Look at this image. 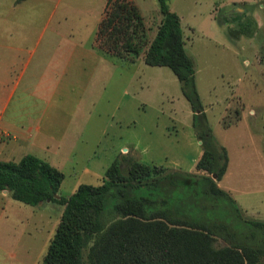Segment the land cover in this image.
Segmentation results:
<instances>
[{"label":"rangeland","instance_id":"1","mask_svg":"<svg viewBox=\"0 0 264 264\" xmlns=\"http://www.w3.org/2000/svg\"><path fill=\"white\" fill-rule=\"evenodd\" d=\"M131 1L142 16L149 43L162 17L157 1ZM167 1L170 10L180 17L184 48L194 62L195 83L209 126L217 141L229 149L231 170L218 185L233 188L232 195L247 219L264 221V154L260 152L264 151V94L252 86L264 89V79L251 84L247 73L257 69L264 72V0H255L245 6L248 16L239 20V23H248L257 11L262 33L251 41L236 34L242 25L218 23L215 19L216 15L233 14L231 0ZM52 4L51 0H28L23 11L26 17L31 12L36 13L34 24L38 31L47 23V32L58 28L60 33H70L64 37L66 40L88 45L102 18L103 0H62L54 17L52 15L47 22ZM28 24L30 22L26 21V31ZM47 32L43 42L50 37L49 41H63L62 35H48ZM30 41V35H27L26 42ZM256 46L258 54L254 52ZM245 59L250 60L249 66ZM85 70L88 72L86 89H79L77 96V88L68 86L67 101L63 105L70 110L77 105L80 110L78 121L72 122L67 129L76 134L75 126L82 123V135L77 140L79 151L73 158L67 155L76 162L66 160L63 154L50 157L61 166L59 170L64 174L59 190L61 195L71 194L81 183L99 185L111 162L122 155L147 164L202 173L195 169L197 159H194L201 148L192 127L193 111L168 67L146 65L141 54L134 63L107 58L104 63H90ZM241 115L245 119L237 122ZM246 123L259 133L261 145L258 140H248ZM28 150L18 148L17 152L31 154ZM32 152L49 158L40 149ZM0 158L4 156L0 155ZM250 186L251 189H247ZM5 200L12 203L5 213L8 214L9 229L13 228L14 220L24 215L40 220V231L31 239L33 255L23 259L24 264H38L59 222L63 206L51 201L30 206L10 196ZM31 213L33 217H30ZM31 226L32 222H25V227ZM13 262L14 259L0 255V264ZM82 264H91L86 254ZM258 264H264V255Z\"/></svg>","mask_w":264,"mask_h":264},{"label":"trees","instance_id":"2","mask_svg":"<svg viewBox=\"0 0 264 264\" xmlns=\"http://www.w3.org/2000/svg\"><path fill=\"white\" fill-rule=\"evenodd\" d=\"M156 1L162 17L149 43L133 2L106 0L94 44L106 58L134 63L142 54L146 65L173 72L193 111L192 127L202 150L195 169L202 173L122 155L111 162L99 185L81 183L64 196L59 192L64 174L49 162L33 154L0 160V192L30 206L45 201L63 206L38 264H82L84 254L91 264H258L264 255V221L247 219L218 185L228 154L203 109L180 17L167 0ZM232 4L233 14L215 19L238 23L242 27L236 34L251 37L256 20L239 23L245 11Z\"/></svg>","mask_w":264,"mask_h":264},{"label":"crops","instance_id":"3","mask_svg":"<svg viewBox=\"0 0 264 264\" xmlns=\"http://www.w3.org/2000/svg\"><path fill=\"white\" fill-rule=\"evenodd\" d=\"M27 1L0 0V155L4 156L0 160L18 161L17 157L20 159L25 155L19 154L18 148H28V152L31 151V154L35 149H40L49 158H42L35 153L33 155L43 160L46 159L45 161L59 169L61 166L50 160V157L63 154L66 156V160L74 162L75 160L70 159L67 155L73 158V155L77 154L79 151L77 140L82 135V123L75 126L76 134L73 131L67 132L68 126L72 122L78 121L80 110L77 105L73 110L63 107L67 101V98L65 99V95L68 93L66 89L68 86L76 87L78 96L79 89H86L87 86L88 72L85 68L90 63H104L107 58L95 47L97 28L88 45L66 40L64 37L69 36L70 33H60L61 30L58 28H52L47 32V23L41 31H38V27H35L34 24L36 13L31 12L26 17L23 11ZM61 1L51 0L53 8L47 22L51 20L52 15L54 17L55 10ZM254 1L231 0L232 3H237L235 8L238 11L241 13L245 11L243 17L248 16V9L245 6ZM105 4L106 0H103L102 11ZM256 12L252 15L253 18H256H254L257 24L256 31L251 37H243L248 41L255 40L260 32L262 33V22L257 18ZM26 21L30 22L27 31ZM99 21L100 19L98 23ZM55 27L57 26L55 25ZM46 32L48 35H59L60 37L62 35L63 41H49L50 37L43 42L42 39ZM27 35H30L32 40L28 43L26 42ZM258 49L256 46V51L254 50L256 54H258ZM258 60L260 61V59ZM244 61L245 64L250 65V60L245 59ZM247 73L250 76L251 84L252 82L258 83L259 79H264L262 69H257L254 73H249V71ZM252 86L254 90L264 94V89L254 87L253 84ZM244 119L245 117L241 115L237 122ZM245 128L248 140L251 142L258 140L261 145L262 138L259 137V133L254 132L248 123L245 124ZM221 145L227 150L228 166L218 184L226 178L231 170L229 149L226 144ZM260 152L262 155L264 154L263 150ZM201 153L202 150L197 152L194 161L198 160ZM222 188L234 198L232 187L225 185ZM247 189H251V186ZM8 196L7 191L0 192V255L7 259H14L15 262L9 264H24L23 259L33 255L31 239H34L35 232L40 231V220L29 219L24 215L15 218L13 228L9 229L8 214L5 213L12 203L6 202L5 199ZM234 199L237 202V199ZM33 216L34 214L31 213L30 217ZM26 221L32 222L31 228L25 227ZM9 237L11 239H8Z\"/></svg>","mask_w":264,"mask_h":264},{"label":"water","instance_id":"4","mask_svg":"<svg viewBox=\"0 0 264 264\" xmlns=\"http://www.w3.org/2000/svg\"><path fill=\"white\" fill-rule=\"evenodd\" d=\"M214 177V176H213ZM58 196V195H57Z\"/></svg>","mask_w":264,"mask_h":264}]
</instances>
